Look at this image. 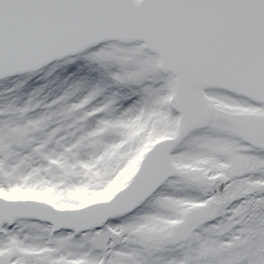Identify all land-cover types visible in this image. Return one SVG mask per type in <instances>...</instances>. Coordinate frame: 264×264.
<instances>
[{
  "label": "snow or ice",
  "instance_id": "6c2138e0",
  "mask_svg": "<svg viewBox=\"0 0 264 264\" xmlns=\"http://www.w3.org/2000/svg\"><path fill=\"white\" fill-rule=\"evenodd\" d=\"M0 83V264H264V0H0Z\"/></svg>",
  "mask_w": 264,
  "mask_h": 264
},
{
  "label": "rangeland",
  "instance_id": "374dc122",
  "mask_svg": "<svg viewBox=\"0 0 264 264\" xmlns=\"http://www.w3.org/2000/svg\"><path fill=\"white\" fill-rule=\"evenodd\" d=\"M8 86L6 83H0V88L6 87ZM122 186V183L117 185L115 184V182L113 183V185H110L108 189H104L101 192L92 195L91 197H89V199H107L110 198V196L112 194H114L115 190H118L119 187Z\"/></svg>",
  "mask_w": 264,
  "mask_h": 264
}]
</instances>
